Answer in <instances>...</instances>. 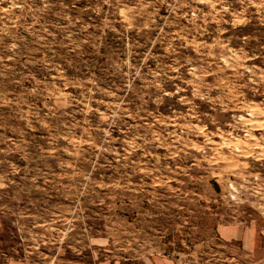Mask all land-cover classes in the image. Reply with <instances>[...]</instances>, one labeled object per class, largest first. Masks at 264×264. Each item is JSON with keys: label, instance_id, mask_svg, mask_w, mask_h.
Here are the masks:
<instances>
[{"label": "rangeland", "instance_id": "1", "mask_svg": "<svg viewBox=\"0 0 264 264\" xmlns=\"http://www.w3.org/2000/svg\"><path fill=\"white\" fill-rule=\"evenodd\" d=\"M0 264H264V0H0Z\"/></svg>", "mask_w": 264, "mask_h": 264}]
</instances>
